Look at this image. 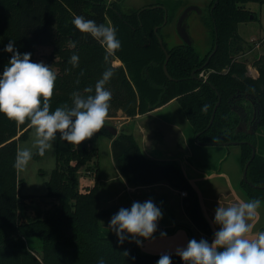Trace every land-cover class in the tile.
<instances>
[{"label": "trees", "instance_id": "trees-1", "mask_svg": "<svg viewBox=\"0 0 264 264\" xmlns=\"http://www.w3.org/2000/svg\"><path fill=\"white\" fill-rule=\"evenodd\" d=\"M251 1L264 3L210 0L212 45L202 56L194 44L181 41L169 46L161 34L179 6L174 2L124 11L119 0H0V75L12 56L4 51L10 40L19 53H31L32 62L39 46H52L45 65L57 74L53 110L65 103L71 105L75 91L88 95L83 90L92 87L94 94L102 73L109 67L114 71L106 85L112 99L104 127L78 147L57 135L56 164L46 182L45 195L61 202L52 216L21 214L23 179L13 164L17 147L30 137L32 129L27 125L17 127L0 114V264H99L101 259L105 264H157L163 254L142 251L135 242H129L131 237L121 245L117 236L101 225L100 219L108 212L99 208L97 183L85 191L80 189L79 171L96 156L95 144L101 137L112 140L113 159L126 182L148 185L167 181L179 191H187L183 202L188 218L200 232L214 234L202 212L197 191L177 164L147 157L131 132L121 129L114 136L106 128L120 110L135 117L175 99L181 104L194 136L200 133L201 142L216 145L239 141L243 167L251 158L252 142L257 153L248 167V181L243 179L241 185L250 200L264 201V54L253 62L258 76H251L246 57L248 45L238 32L239 24L253 14L246 7ZM76 15L106 26L111 21L121 48L108 63L104 61V48L75 28L72 20ZM158 35L170 54L167 68L171 78L164 71L166 52ZM73 42L75 48L71 46ZM73 54L80 58L77 68L68 62ZM193 71L206 81L197 79ZM239 93L240 97H234ZM246 93L254 95L257 112L244 96ZM219 98L220 105L209 125ZM234 103L245 108L249 123L259 121L255 134L236 130L240 116L231 108ZM94 164L97 167H88V171L98 172V161ZM168 255L172 264H184L175 253Z\"/></svg>", "mask_w": 264, "mask_h": 264}, {"label": "clouds", "instance_id": "clouds-1", "mask_svg": "<svg viewBox=\"0 0 264 264\" xmlns=\"http://www.w3.org/2000/svg\"><path fill=\"white\" fill-rule=\"evenodd\" d=\"M72 23L80 33L90 35L104 48L106 63L121 48L113 26L97 24L81 15L74 16ZM71 46L75 48V42ZM4 51L12 56L0 75V114L17 127L27 125L33 131L32 146L17 147L13 164L17 172L27 169L34 155L32 149L41 157L52 150L58 134L61 140L78 147L104 127L112 99V93L106 88L114 75L111 67L95 83L94 94L92 87L83 90L88 95L75 91L71 105L65 103L53 110L51 101L57 74L43 62H32L31 53L21 54L15 50L12 40ZM79 59L73 54L68 62L77 68ZM83 74L81 69L80 75ZM260 208L259 199H240L226 206L219 205L214 217L219 229L214 232L212 242L191 239L186 247L176 249V255L184 264H264V231H254ZM162 216L161 209L151 199L133 202L130 209L121 208L112 216L109 229L115 233L119 244L131 237L129 242L142 246L140 238L151 240ZM160 235L164 237L166 233ZM99 264H105L104 260ZM157 264H172L170 255H161Z\"/></svg>", "mask_w": 264, "mask_h": 264}, {"label": "crops", "instance_id": "crops-1", "mask_svg": "<svg viewBox=\"0 0 264 264\" xmlns=\"http://www.w3.org/2000/svg\"><path fill=\"white\" fill-rule=\"evenodd\" d=\"M248 73L254 76H258L259 74L258 69L253 64H248ZM175 101L173 99L158 108L138 114L135 117L125 116L123 118H127V120L124 123L135 122L134 136L147 157L162 162H173L181 166L187 179L197 191L202 212L210 223L213 232H215L219 229V226L214 224L215 209L219 205L226 206L240 199L250 200L241 185L244 179V167L241 163V147L239 144H235L233 146L236 147H233L231 146L232 144L224 146L197 143L192 126L188 119H185L186 115H181L177 109L171 111L167 109ZM165 112H169V116L167 115V118L161 117L160 115L162 114L166 115ZM122 116L124 115L122 114ZM107 140L110 148V161L108 165L112 171V176L109 177L107 174V165L103 166L101 163L98 165L97 179H99V174L103 172L100 175L102 179L101 181L99 180L100 196L110 194L114 196H127V199L133 198L134 200L146 201L151 195L163 194L166 204L165 210L169 211L171 207H175L172 206L171 201L175 199V194H178L184 205V198L180 195L178 189L172 187L167 181L148 185H131L126 182L114 162L111 150L112 140L110 138ZM226 151L227 156L222 161L220 169H218L215 167V163ZM87 181L86 187L90 185V180L87 179ZM259 213L260 215L254 231H264V201H261ZM166 219H169V217ZM187 219L189 220L188 217ZM170 222L178 224L174 221ZM189 222L193 228L198 230L191 220ZM169 225L170 223L158 224L160 227H158V230H162L163 226ZM182 231V229H177L171 234L164 232L166 233L164 237L160 235L162 231H156L151 240L145 241L141 238L142 248L144 251L157 254L164 252L150 249L149 246L160 242L164 244H187L189 235L187 234V238L186 234H183ZM189 233H191L190 230ZM184 235L185 239H183ZM211 242L212 240L209 241V243Z\"/></svg>", "mask_w": 264, "mask_h": 264}, {"label": "rangeland", "instance_id": "rangeland-1", "mask_svg": "<svg viewBox=\"0 0 264 264\" xmlns=\"http://www.w3.org/2000/svg\"><path fill=\"white\" fill-rule=\"evenodd\" d=\"M113 1H117V0H104V2L107 3ZM173 2L179 4V6L173 15V18L168 22V24L164 25L163 28L161 29V34L163 35L165 41L168 43L169 46H172L174 44L183 41L182 38L177 33V29H176L177 19L187 6L196 5L202 10V12L198 13L197 11H192L187 18V25L194 46L202 56L205 55L212 45L211 16L209 10L210 0H119L120 6L124 11L130 8H144L153 3L173 4ZM246 7L250 9L251 13L255 14V17L251 18V15L253 14H250L249 19L247 21L241 22L239 24L238 32L248 45L249 51L246 54V57L248 58V64H253L254 60L259 55L264 54V3L251 1L246 4ZM107 25L112 26L110 20H108ZM51 51H52V46L50 45L39 46L35 53L33 62H43L45 64L48 60V56L50 55ZM118 62L119 61H115V63ZM251 76L255 77L254 75ZM167 109L170 111L173 109H177L179 110L181 115H185L184 111L182 110V106L178 101L173 102V104L170 105ZM165 113L166 115L162 114L160 116L161 117L164 116V118H167L169 112H165ZM122 114L124 116H122ZM125 116L127 115H125L121 110L118 111L117 116L111 118L110 124L117 126L119 128V131L123 129L127 132H131L134 135L133 131H135V122L131 121L127 124L124 123L127 120V118L126 119L123 118ZM185 119L187 118L185 117ZM107 139L108 138L106 137H102L98 140V142L95 144L96 149H98L95 152L96 156L89 164L84 165L79 171V186L80 189L83 191L94 186L96 183L99 185V180L101 181L102 179L100 175H102L103 172L99 174V179H97V171L94 170L88 171V167L90 168L91 166L95 168L97 167L96 164H94L95 161L99 162L98 165L100 163L103 166L107 165L106 166L108 170L107 174L109 175V177L112 176V171L110 170L108 165V162L110 161L109 160L110 148L108 146ZM32 140H33V131H31L30 137L27 140L20 142L19 147H31ZM233 145L235 144H232L231 146ZM233 147L232 149H234ZM32 150L34 155L32 160L29 162L27 169L24 172H19V176L23 179V184L21 186V193L25 195L23 198L24 199L23 202L20 204V212L22 215L26 213L34 216L39 215L41 217L52 216L56 214L57 208L61 204L59 199H54L45 196L47 192L46 182L49 178V174L51 170L55 167L56 164L55 142L53 144L52 150L47 151L43 157L35 154L36 149H32ZM87 179L90 180V185L86 187V183H88ZM175 195H176L175 199L171 201L172 206L175 207L174 208L171 207L169 211L165 210L166 204L164 201L163 194L151 195L148 198V200L151 199L156 204V206L161 209L163 213L162 219L158 221V224L170 223L169 226H163L162 230H157V231H162V232H166L167 234H171L175 232L177 229L179 230L182 229L183 234L185 233L187 238L189 235L188 241L189 239L190 240L196 239L197 241L201 239H206L208 242L213 240L214 234L212 236H208L196 230L190 225L189 222L190 219L189 220L187 219L188 216L184 210L185 207L182 203V199L179 197L178 194ZM133 202L143 203L145 201L139 199L134 200L133 198L127 199V196H114L110 194L101 195L99 197V208L100 210H105L108 212L107 216L100 219L101 225H103L110 232L114 233L109 229V223L112 216L115 215L121 208L130 209ZM168 217L169 219H166ZM170 221H174L175 223L178 224L171 223ZM189 230L191 233H189ZM70 233H72L71 229L69 230V234ZM183 239H185V235L183 236ZM185 245L187 244L186 243L164 244L160 242L149 246V248L164 252L157 254H169V253L176 254V249L183 248L185 247ZM140 247L141 250L144 251L142 246ZM146 252L149 253L150 251H146Z\"/></svg>", "mask_w": 264, "mask_h": 264}, {"label": "water", "instance_id": "water-1", "mask_svg": "<svg viewBox=\"0 0 264 264\" xmlns=\"http://www.w3.org/2000/svg\"><path fill=\"white\" fill-rule=\"evenodd\" d=\"M216 2H218V0H216ZM216 6V3L212 6L211 8V11H213L214 7ZM192 11H197L198 13H201L202 10L196 6V5H189L187 6L183 11L182 13L179 15L178 19H177V23H176V29H177V33L179 34V36L182 38V40L188 44V45H192L193 44V41H192V38L189 34V30H188V25H187V18L189 16V14L192 12ZM254 18L253 15H251V18ZM167 22V13L165 15V19H164V24H166ZM158 30V27H155V32H157ZM217 37V36H216ZM158 38H159V42L161 44V46L163 47V49L165 50L166 52V61H165V64H164V71L166 73V75L171 78L169 72H168V68H167V63H168V60L170 58V54L168 53V51L166 50L164 44H163V39L161 36L158 35ZM217 50V44L215 45V48H214V51L213 53ZM212 53V54H213ZM211 54V55H212ZM210 55V56H211ZM210 58V57H209ZM209 58H208V61H209ZM207 61V62H208ZM196 74V71H193V75ZM195 77L197 79H200V80H203V81H206V79L202 76H197L195 75ZM220 105V98H219V101L217 102L215 108H214V112H213V115H212V118L210 120V124H212V122L214 121V117H215V112H216V109L218 108V106ZM233 110L236 111L238 113V115L240 116V121L236 127V130L239 131V132H244L246 133L247 135H253L256 133L257 129H258V126H259V121L258 120H255L253 121L252 123H249L248 120H247V112L245 110L244 107L242 106H235L233 107ZM106 128L114 135V136H117L118 135V132H119V128L117 126H114V125H111V124H107L106 125ZM200 133L196 134L195 138H196V141L197 143H200V144H205L204 142H201L198 137H199ZM249 142V141H248ZM239 141H227V142H223V143H218L216 145H224V146H229L230 144H238ZM253 149H252V155H251V158L247 161L245 167H244V171H243V177H244V180L245 181H248V176H247V171H248V167H249V164L250 162L252 161V159L255 157L256 153H257V150H256V147L254 146V144L252 142H249ZM205 145H212V144H205ZM227 156V151L225 152V154L220 157L216 163H215V167H217L218 169H220V166L222 164V161L226 158ZM180 169L182 170L181 166L179 164H177ZM183 172V170H182ZM183 174L185 175V173L183 172ZM185 177L187 178V176L185 175Z\"/></svg>", "mask_w": 264, "mask_h": 264}, {"label": "flooded vegetation", "instance_id": "flooded-vegetation-1", "mask_svg": "<svg viewBox=\"0 0 264 264\" xmlns=\"http://www.w3.org/2000/svg\"><path fill=\"white\" fill-rule=\"evenodd\" d=\"M240 96H241V94L239 93V94H236L234 97L238 98V97H240ZM244 96H245L249 101H251V103H252V105H253L255 111L257 112V110H258L259 108H258V105H257V103H256V101H255L254 95L249 94V93H246ZM232 100H235V99L232 98ZM235 106H238V107H239V106H241V105H239V104H237V103H234V104H232L231 108L233 109V107H235ZM253 121H255V120H253ZM253 121H252V122H253ZM252 122H251V123H252Z\"/></svg>", "mask_w": 264, "mask_h": 264}, {"label": "built area", "instance_id": "built-area-1", "mask_svg": "<svg viewBox=\"0 0 264 264\" xmlns=\"http://www.w3.org/2000/svg\"><path fill=\"white\" fill-rule=\"evenodd\" d=\"M256 77V76H255ZM179 193H180V195L182 196V197H185L186 195H187V191H185V190H181V191H179Z\"/></svg>", "mask_w": 264, "mask_h": 264}]
</instances>
